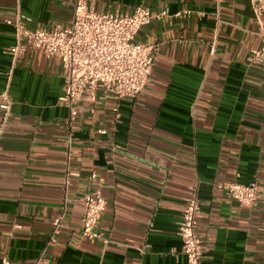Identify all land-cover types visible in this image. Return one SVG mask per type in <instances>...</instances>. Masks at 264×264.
Here are the masks:
<instances>
[{
	"label": "crops",
	"instance_id": "1",
	"mask_svg": "<svg viewBox=\"0 0 264 264\" xmlns=\"http://www.w3.org/2000/svg\"><path fill=\"white\" fill-rule=\"evenodd\" d=\"M74 1L0 0V91L12 101L7 115L0 108V261L187 264L176 228L195 192L199 264H264V198L240 205L216 187H264V64L245 58L261 45L250 0H89L96 11L142 3L166 14L135 35L158 43L140 95L80 102L69 126L57 102L66 70L39 50L13 60L5 21L19 14L30 27L68 26ZM92 170L105 243L78 231Z\"/></svg>",
	"mask_w": 264,
	"mask_h": 264
},
{
	"label": "built area",
	"instance_id": "2",
	"mask_svg": "<svg viewBox=\"0 0 264 264\" xmlns=\"http://www.w3.org/2000/svg\"><path fill=\"white\" fill-rule=\"evenodd\" d=\"M257 34L261 45L248 50L245 58L248 64H264V0H250ZM166 14L165 10L153 12L149 6L139 3L130 12L117 10L96 11L89 0H75L71 23L68 26L30 27L26 18L16 15L5 22L14 29V43L7 48L13 60L26 51L39 50L47 56H54L66 70L58 104L68 111L70 126L78 113L76 105L89 102L94 106L105 97L114 100L137 98L148 81L158 43H140L135 35L152 18ZM214 53L211 42L208 54ZM100 91V94L98 93ZM12 101L8 88L0 91V108L7 115ZM113 117L119 114L113 108ZM100 134L105 129L98 130ZM87 186L78 199L83 206L79 233L90 239L106 242L105 236L96 229L100 212L105 201L101 195V182L97 172L87 174ZM67 182V181H66ZM225 195L240 205L252 206L259 198H264V187L255 180L248 183L229 181L216 184ZM199 201L195 192L184 198L176 234L181 245L180 253L187 264H199L204 248L203 240L196 234V217ZM62 216L54 220L57 227ZM0 264H10L7 257Z\"/></svg>",
	"mask_w": 264,
	"mask_h": 264
}]
</instances>
